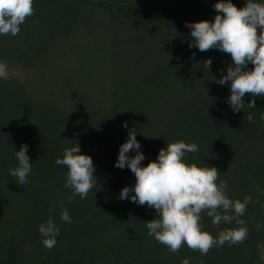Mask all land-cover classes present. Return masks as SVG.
Masks as SVG:
<instances>
[{"label":"trees","instance_id":"16d2710c","mask_svg":"<svg viewBox=\"0 0 264 264\" xmlns=\"http://www.w3.org/2000/svg\"><path fill=\"white\" fill-rule=\"evenodd\" d=\"M218 2L34 0L20 33L0 35V60L24 72L0 79V264H264V96L235 112L231 81L217 83L234 65L231 55L190 48L185 26L214 22ZM232 3L243 8L246 0ZM133 128L142 166L167 143H195L199 150L186 153L187 164L216 167L233 200L251 197L240 217L248 228L243 243L207 255L185 244L172 254L148 235L145 223L158 218L156 210L131 195L119 199L136 183L129 168L115 167ZM25 143L33 165L28 183L19 184L9 170ZM75 143L96 169L83 200L65 187L67 168L56 164ZM61 202L72 223L61 219ZM49 218L60 230L51 250L39 232ZM201 223L214 237L237 227H217L206 213Z\"/></svg>","mask_w":264,"mask_h":264},{"label":"clouds","instance_id":"9594fccd","mask_svg":"<svg viewBox=\"0 0 264 264\" xmlns=\"http://www.w3.org/2000/svg\"><path fill=\"white\" fill-rule=\"evenodd\" d=\"M33 2L0 0V35L17 36L21 25L34 14ZM213 7L217 12L214 22L185 23L191 29L189 47L198 48L201 52L218 49L230 54L234 65L227 68V74L217 83L224 85L231 81L228 103L235 112H240L245 105L249 109L255 108V97L264 96V2L246 0L243 8H237L232 0H220ZM204 63L210 68L212 60ZM249 64L254 65V69L248 70ZM8 71L7 61L0 60V79H7ZM246 94L254 97L251 103L244 102ZM247 119L251 122L253 118L249 115ZM123 127H128L127 122ZM140 149L141 144L133 128L128 140L120 146L115 167L129 168L136 178L135 187L123 188L119 199L127 200L131 195L133 203L154 208L158 214V218L145 223L149 236L165 245L172 254H176L185 244L189 249L207 255L213 247L243 243L248 228L240 217L245 214L251 197H245L243 201L233 200L226 192L227 181L220 179L221 173L216 167L187 164L186 153L197 152V144L184 140L167 143V147L159 151L156 161L147 166H142L145 156ZM28 151L29 146L22 144L20 151L15 152L18 166L9 170V175L19 184L28 183L32 171ZM130 152L136 155H128ZM80 153L81 148L75 143V146L64 150L63 158H57L56 164L67 168L65 187L73 196L78 195L83 200L95 186L97 177L93 159ZM60 207L61 219L72 223L62 202ZM52 211L49 208V212ZM202 213L211 217L213 225L217 227L232 224L233 221L237 227L221 230L214 237L203 230ZM260 227L257 225L258 230ZM39 232L44 237L42 244L51 250L60 234L54 220L49 218L42 223ZM182 264H190L189 259H184Z\"/></svg>","mask_w":264,"mask_h":264},{"label":"rangeland","instance_id":"374dc122","mask_svg":"<svg viewBox=\"0 0 264 264\" xmlns=\"http://www.w3.org/2000/svg\"><path fill=\"white\" fill-rule=\"evenodd\" d=\"M8 76L22 78V77H24V72L10 70V71H8ZM261 248H262V250H261L262 251V256H263V259H264V247H261Z\"/></svg>","mask_w":264,"mask_h":264}]
</instances>
